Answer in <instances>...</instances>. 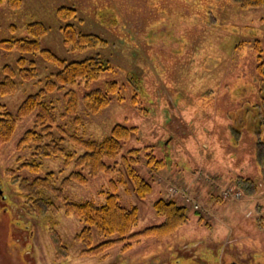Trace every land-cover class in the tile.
Instances as JSON below:
<instances>
[{
  "label": "rangeland",
  "instance_id": "1",
  "mask_svg": "<svg viewBox=\"0 0 264 264\" xmlns=\"http://www.w3.org/2000/svg\"><path fill=\"white\" fill-rule=\"evenodd\" d=\"M59 5L74 6L79 27L107 44L69 49L56 15ZM33 20L46 24L43 45L56 54L71 60L99 51L113 63L114 71L77 89L82 96L117 79L122 99L114 97L99 113L80 103L79 134L102 139L117 123L136 127L124 152L143 148L136 167L153 185L150 194L139 197L120 164L113 175L74 183L68 196L101 204L115 190L124 205L138 208L135 231L164 221L154 208L162 197L185 204L188 219L164 239L125 240L102 253H84L76 240L84 221L64 209L36 215L6 172L18 158L30 156L31 150L19 152L17 143L33 125L31 115L18 124L10 142L0 145V264L18 263L21 257L30 264H264V75L257 70L264 54V6L244 8L238 0H24L18 10L1 7L0 39L24 35ZM13 23L16 33L10 30ZM18 56L17 50L0 46V80L3 66ZM34 58L39 78L0 94V103L13 113L54 70L40 55ZM55 99L63 111L62 94ZM60 122L69 132L75 129L72 115ZM146 146L164 160L161 168L147 164ZM50 170L65 175L71 167L61 158L42 159L40 174ZM107 239L95 231L94 245Z\"/></svg>",
  "mask_w": 264,
  "mask_h": 264
},
{
  "label": "trees",
  "instance_id": "2",
  "mask_svg": "<svg viewBox=\"0 0 264 264\" xmlns=\"http://www.w3.org/2000/svg\"><path fill=\"white\" fill-rule=\"evenodd\" d=\"M238 2L244 8L264 6V0ZM23 4L24 0H0V9L7 5L18 10ZM56 15L60 21L63 42L69 49L82 52L107 44L101 35L86 32L79 27L78 10L74 6L59 5ZM25 28L26 33L22 36L0 39L3 49L19 52L14 64H5L2 68L4 77L0 80V94H12L20 82L39 78L40 70L34 56L40 55L54 70L49 72L38 90L22 100L15 113L6 104L0 103V145L10 142L18 124L34 115L33 125L24 131L17 143V150H31L30 156H21L16 167H8L6 170L12 181L16 182L23 204L36 215H54L64 209L67 214L80 217L85 226L77 233L76 240L83 244V252L86 254L102 253L125 240L132 244L145 237L164 239L174 234L188 219L187 206L175 199L162 197L156 200L154 208L165 218L164 221L135 231L139 222L138 208L124 205L115 190L107 193L106 201L101 204L68 196L66 191L74 183L87 184L101 173L113 175L120 170V164L125 166L139 197L144 198L150 194L153 185L136 167L143 148L132 147L124 152V144L136 127L117 123L102 139L86 138L79 134L82 124L78 113L80 103L84 104L88 112L99 113L110 105L114 97L122 99V86L117 79L106 80L102 86L89 89L82 96L78 93L77 87L80 85L88 88L91 83L100 80L105 72L114 71L113 63L99 51L81 59L69 60L43 45V39L48 33L44 22L33 20ZM10 30L16 33L18 26L13 23ZM257 70L261 76L264 75V54L258 56ZM130 78L131 84L137 86L133 77ZM260 92H263V87ZM59 93L64 99L63 111H60L55 99ZM134 100L138 103L136 96ZM68 115L74 118L75 129L72 132L60 122L61 118ZM145 150L147 164L152 168L158 169L165 164L163 159L156 157L151 146H146ZM44 158H61L71 170L65 175H62L61 170L40 174L41 160ZM25 172L28 174H23ZM112 186L116 187L115 184ZM95 231L108 239L94 245Z\"/></svg>",
  "mask_w": 264,
  "mask_h": 264
},
{
  "label": "flooded vegetation",
  "instance_id": "3",
  "mask_svg": "<svg viewBox=\"0 0 264 264\" xmlns=\"http://www.w3.org/2000/svg\"><path fill=\"white\" fill-rule=\"evenodd\" d=\"M1 189H0V194H1ZM7 257V256H6ZM8 258V257H7ZM20 259V262H18V263H15V264H30L29 263V261H27V258H24V257H21V258H19ZM231 262V264H240V263H238V262H235V261H230ZM9 264V263H8ZM221 264H224L223 262L221 263Z\"/></svg>",
  "mask_w": 264,
  "mask_h": 264
}]
</instances>
